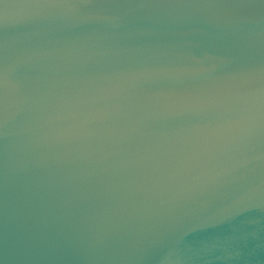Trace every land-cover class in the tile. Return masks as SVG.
<instances>
[{"label": "water", "instance_id": "water-1", "mask_svg": "<svg viewBox=\"0 0 264 264\" xmlns=\"http://www.w3.org/2000/svg\"><path fill=\"white\" fill-rule=\"evenodd\" d=\"M0 264H264V0H0Z\"/></svg>", "mask_w": 264, "mask_h": 264}]
</instances>
